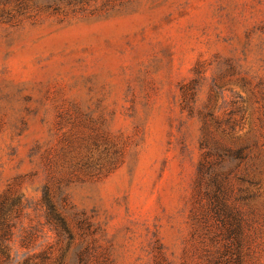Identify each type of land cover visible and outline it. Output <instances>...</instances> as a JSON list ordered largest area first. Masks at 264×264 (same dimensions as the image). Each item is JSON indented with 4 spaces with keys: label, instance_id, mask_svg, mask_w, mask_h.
Here are the masks:
<instances>
[{
    "label": "rangeland",
    "instance_id": "obj_1",
    "mask_svg": "<svg viewBox=\"0 0 264 264\" xmlns=\"http://www.w3.org/2000/svg\"><path fill=\"white\" fill-rule=\"evenodd\" d=\"M3 193L2 264H264V0H0Z\"/></svg>",
    "mask_w": 264,
    "mask_h": 264
},
{
    "label": "trees",
    "instance_id": "obj_2",
    "mask_svg": "<svg viewBox=\"0 0 264 264\" xmlns=\"http://www.w3.org/2000/svg\"><path fill=\"white\" fill-rule=\"evenodd\" d=\"M205 137H207L205 135ZM206 141V139H205ZM208 142V141H207ZM205 142L207 147L206 152L203 154V158L200 161L198 166V171L200 178L203 174L210 168L211 161L209 156L212 154L218 155L219 157L225 158L229 153V149L225 146L219 144L218 142H212L208 144ZM250 147H239L238 151L244 157L250 158ZM53 185V187H52ZM67 200L66 195L64 194L61 184L56 183H45L43 186L42 202L46 205L48 209L47 217L55 220L59 226L64 230L68 229L65 214H64V202ZM221 209L228 211L231 215V225L232 231L236 236V243L240 244L239 235L241 232V219L238 213H235L230 208L226 209L224 206H221ZM22 210L21 196L16 194L14 196L9 195L8 193H3L0 197V263L9 261L11 258L9 242L14 227V219L19 216ZM59 236L60 233H57ZM24 239V238H23ZM24 242V240H23ZM239 244L237 246H239ZM85 253V259L81 264H88L86 260L87 256H91L92 252L89 249L83 251ZM38 258V259H37ZM31 264H64L60 259H52L51 255L47 251H41L37 255L31 257Z\"/></svg>",
    "mask_w": 264,
    "mask_h": 264
}]
</instances>
